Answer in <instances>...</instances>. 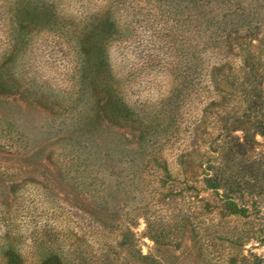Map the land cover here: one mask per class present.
I'll return each instance as SVG.
<instances>
[{"label":"trees","instance_id":"16d2710c","mask_svg":"<svg viewBox=\"0 0 264 264\" xmlns=\"http://www.w3.org/2000/svg\"><path fill=\"white\" fill-rule=\"evenodd\" d=\"M143 7L153 17L169 21L171 44L177 52V61L171 63L175 70L169 74L170 97L180 98L182 103L197 99L196 104L204 105L194 119L184 122L187 136L182 138L177 166L182 170L185 163L191 165L203 183H213L216 188L227 186L230 190L245 176L256 179L248 153L258 145L255 136L264 137V0H0V8L5 10L0 90H23L33 97L45 92V87L40 90L35 84L36 73L28 72L24 64L35 34L37 41H49L52 46L47 44V49L61 54L67 68L63 74L67 87L52 89L57 92L55 98L73 103L78 93L87 89L101 101L100 110L110 122H130L133 130L135 124L144 129L146 123L133 119V108L116 87L118 75L110 63V48L124 41L130 29L128 18L139 12L141 16ZM169 106L172 117L165 126L176 128L177 138L182 123L179 106ZM153 138L143 161L130 154V159L122 156L118 160L119 170L98 167L79 172L73 178L76 189L85 194V200H99L104 205L105 179L113 177L120 179L114 185L116 195L122 185L123 195L136 193L146 202L152 194L150 199L162 206L163 183L171 174L160 146L168 137L161 133ZM58 202L49 219L54 228L49 225L45 233L31 235L35 252L46 264L146 261L148 258L137 251L132 231L139 217L155 243L169 235L161 227L162 217L148 216L144 206L136 212L137 206L130 209L131 224L116 221L108 225L96 217L98 212L73 206L65 209L63 202ZM16 237L11 229L4 234L6 264H22Z\"/></svg>","mask_w":264,"mask_h":264},{"label":"rangeland","instance_id":"374dc122","mask_svg":"<svg viewBox=\"0 0 264 264\" xmlns=\"http://www.w3.org/2000/svg\"><path fill=\"white\" fill-rule=\"evenodd\" d=\"M143 8L141 16L139 12L128 18V35L110 48V63L118 75L116 87L133 108V119L146 123L144 129L135 124L133 130L130 122H110L100 110L101 101L87 89L73 103L55 98L57 92L52 89L67 87L63 82L67 68L61 54L47 49L49 41L41 39V44L35 34L24 64L28 72L36 73L35 84L45 87V92L33 97L23 90H0V264H6L2 240L10 229L17 234L22 264H46L35 252L31 235L45 233L49 225L54 228L49 219L58 200L65 209L73 206L98 212L96 217L108 225L131 224L130 209L135 206V212L144 206L148 216L162 217L161 227L169 235L158 243L150 238L144 219H135L136 248L146 261L112 264H264V137L256 135L258 145L248 153L257 178L245 176L230 190L203 183L189 164L179 169L177 156L183 151L182 138L187 136L184 122L194 119L204 105L196 104L197 99L182 103L180 98L170 97L169 74L175 70L171 63L177 61V52L171 44L169 21L155 18ZM4 13L0 8V36ZM169 105L179 106L182 123L177 138L176 128L165 126L172 117ZM161 133L168 137L160 153L171 174L163 183L162 206L150 199L152 194L146 202L136 193L123 195L122 185L116 195L114 185L120 179L113 177L105 179L104 205L99 200H85V194L76 189L73 178L79 172L98 167L119 170L118 160L130 154L143 161L151 139Z\"/></svg>","mask_w":264,"mask_h":264}]
</instances>
